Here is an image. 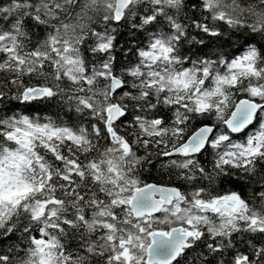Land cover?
Instances as JSON below:
<instances>
[{"label":"snow or ice","instance_id":"1","mask_svg":"<svg viewBox=\"0 0 264 264\" xmlns=\"http://www.w3.org/2000/svg\"><path fill=\"white\" fill-rule=\"evenodd\" d=\"M0 264H264V0H0Z\"/></svg>","mask_w":264,"mask_h":264}]
</instances>
